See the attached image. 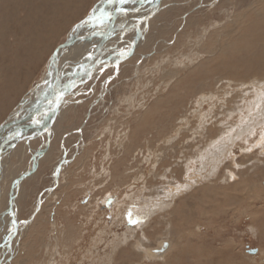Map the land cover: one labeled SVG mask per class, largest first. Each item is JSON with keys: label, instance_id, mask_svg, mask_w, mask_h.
I'll list each match as a JSON object with an SVG mask.
<instances>
[{"label": "rangeland", "instance_id": "obj_1", "mask_svg": "<svg viewBox=\"0 0 264 264\" xmlns=\"http://www.w3.org/2000/svg\"><path fill=\"white\" fill-rule=\"evenodd\" d=\"M101 2L45 0L20 53L0 39V126ZM153 9L139 36L122 18L93 60L98 38L73 40L54 121L0 136V264H264V0Z\"/></svg>", "mask_w": 264, "mask_h": 264}, {"label": "bare ground", "instance_id": "obj_2", "mask_svg": "<svg viewBox=\"0 0 264 264\" xmlns=\"http://www.w3.org/2000/svg\"><path fill=\"white\" fill-rule=\"evenodd\" d=\"M160 1L161 0H152V2H149V0H145V3H144L143 6H141L140 4L127 5L128 8L131 6L129 8V15L128 16H124V15L118 13L117 14V17H116V20H115V23L113 25V30L110 32L109 35H107L106 32L110 28L111 23H112V20L110 22H108L107 23V26L104 27V28H93L91 26V24H89L87 22L89 20H91L94 9H98V8L103 7L105 11H108V12H112L113 13L114 7L113 8H108L109 5L106 6V4H107L106 3V0H102V2L100 4L98 3L96 5V7L92 10V13L84 21H82V22L79 23V24H82L83 25V27L79 30V32L76 31V27H75L71 31L68 39L65 42L67 44L64 45L62 48H60L57 51V56L55 58L52 57V59L50 60V62L48 64V68L46 70V74L41 79V80H45L44 78H47L46 81L49 83V85L47 87H44L45 86V83H44V84L39 85L37 87V85L39 84L38 83L36 85V88L34 87L35 89H37V91L31 90V92L29 93V95H27L24 98V100L14 109L13 112H11V114H12V113L20 110L16 115H13V117L11 119H15L17 117H20L21 119L23 118V120H21V119L18 120L20 122L17 123V126H20L21 125L23 127L25 125L24 128H19L18 127V129L22 133L25 134L24 139H26V138L28 139L29 138V136L26 135V131L32 129L33 126L34 127L36 126V124H33L32 123V120H30L28 122L26 121L27 124H25L26 123L25 120H27V119H25L24 116L26 115L27 111H29L30 109H33V108L35 109V107L37 106V104L38 103L40 104V101L45 100L44 98H45V93L46 92H48L49 97L51 96L50 99H53L54 98V90H60L61 87H63V84H62L63 83V78L70 71V69H69L70 68V66H69L70 64L69 63L70 62H73L75 60L74 58H71V56H69L68 54L64 53L65 50H66L65 48H67L69 46L70 47L68 49L73 48V46L75 44H72V42H73V40L75 38H77L76 36L77 35H79V36H86L84 38L80 37V39H78V40H83V41H79V42H77V44L83 43L86 40L87 41L88 40L91 41L92 39L98 38L97 46H96L95 50L93 51V56L94 57H97V56H99L101 54V52L104 49L105 45L107 44V42L109 41V39L113 36L112 34L115 32V29L117 27V24H118V27L117 28H123V24L126 26V23H122V25H121V19L122 18H124L122 20H125V21L126 20L130 21L129 19L134 18L135 19V20H133L134 23H135L134 27H135V29L138 30L137 31V35L138 36L141 35V33H143L142 31L144 30L142 28L145 26L144 24L146 23V21H144V24H143L144 26H143V25L140 24V20L141 19H145L144 18L145 17V14L147 15L148 12H150V11L152 12L154 10L153 8H155V5L157 3H159ZM37 2H38V4H37V14H41V13L45 14L44 6H43V3L45 2V0H40V1L37 0ZM33 3L34 2H32V0H0V32H4L5 33V34H0V39H3L2 41H4V39L6 40L7 37H8L10 39L8 41L12 44V47L14 48L13 51L15 50L17 53H20V47H21V45L23 46V44L25 42V39L22 40V38H25L26 37V34H28L32 30L33 24L37 22V17H36L37 14L36 13H33V11H34L33 7L35 6V5L33 6ZM145 4H147V5H145ZM10 6H12L14 8H20V7L23 6L26 9V14H23L24 15L23 17H21L22 15H20V16L19 15L14 16V11L12 13H8L7 14V12L10 9ZM133 8L138 9V11L133 12L132 11ZM146 8H149V10H148V12H146V13L143 14L142 9L145 10ZM135 14L136 15L140 14V15L139 16H134ZM129 16H133V17L132 18H129ZM18 19L24 20L23 24ZM19 27H21V28H19ZM140 27H141V29H140ZM8 28L9 29H12L13 28L14 30L13 31L12 30H8ZM88 28H90L91 30H87ZM8 31H9V33H8ZM94 32H100L101 34L100 35H94L93 34ZM22 34H25V35H22ZM140 38H141V36H140ZM2 41H0V44L3 43ZM70 44H72V45H70ZM77 48H75V49H77ZM23 50L25 51V49H23ZM7 51L9 52V49L8 48H5L4 49V52H1V50H0V53L1 54H5ZM70 52H72V51H70ZM61 53H62V56L64 55L62 58H60ZM86 56H87V54H86ZM79 59H81V58H79ZM54 60H57L58 63L54 64L53 63ZM70 72H71V78L70 79L74 81V79L76 77L75 74L77 73V71L74 69L73 71H70ZM50 74L52 75V79L51 80L48 79V77L50 76ZM55 84H58V85L60 84L61 87L59 89H57V87H55ZM47 105H49V104L47 103ZM53 107H54V105H53ZM59 109L58 110H53V108H51L50 110H48L47 112H45L44 115L41 118H43V119L44 118H48L49 119V117H50V120L51 121H54V120H52V118L55 116V113L59 111ZM51 111L52 112L54 111V114H51L52 113ZM27 115H31V114H27ZM9 117H10V115H9ZM51 121H48V122H51ZM47 124H49V123H47ZM46 130H48V129H46ZM7 132H8V130H7ZM12 132H14V130ZM30 132H31V130H30ZM17 139L19 141L22 140V139L20 140L19 138H17ZM0 140H2V138ZM3 150L0 152V158H4L6 156L7 149H6V151H3ZM2 161H0V166L2 165ZM1 171H2V168H0V172ZM250 182L251 181H249L248 183L250 184ZM243 184H245V183H243ZM232 187H233V185H232ZM228 191H229V189H228ZM253 195H256L257 196V191L254 192ZM258 196H261L259 194V192H258ZM166 241H168V240H166Z\"/></svg>", "mask_w": 264, "mask_h": 264}, {"label": "snow or ice", "instance_id": "obj_3", "mask_svg": "<svg viewBox=\"0 0 264 264\" xmlns=\"http://www.w3.org/2000/svg\"><path fill=\"white\" fill-rule=\"evenodd\" d=\"M149 2H152V0H149ZM107 5L109 6H113L114 7V11L116 13H120L124 16H128L129 15V8L127 7V5H136V4H140L141 6L144 5L145 0H106ZM133 12L138 11V9L133 8L132 9ZM113 18V13L112 12H108L105 11L103 7L98 8V9H94L93 10V15L91 20H89L87 23L91 24V26L93 28H103L106 24V22H110ZM140 24L143 25L144 24V20L141 19L140 20ZM83 27L82 24H77L76 25V31L79 32V30ZM94 35H100V32H94ZM83 38V37H82ZM116 55L118 57L121 58H127L130 53L128 52L127 48L121 50V49H116ZM86 59L88 60H93L95 59V57L93 56V53L90 51L87 53ZM54 64L58 63L57 60L53 61ZM101 64L103 63L102 61L100 62ZM80 67H83V65H80ZM115 67L117 68V70L119 69V63H117L115 65ZM111 76L108 78V80L106 81V83H111ZM47 83V81H45ZM75 84V82H73V85ZM66 95V92L63 90H54V98L51 100H48V104L50 106L54 105L53 110H58L61 106V102L64 100ZM32 123L36 124V125H40L41 124V119L39 117V114L37 113L36 115L33 116L32 118ZM77 131H79L81 134L83 132L82 129H77ZM23 135V133L17 129L15 131V133H9V139L13 140V139H17L19 137H21ZM249 151H251V149H248ZM54 175L57 176V178H59V171H54ZM233 179H235V177H233ZM111 198H109V203H111ZM13 215H15V213H13ZM15 223L16 221H12V231H15ZM128 223L133 225V226H141V225H146L147 224V217H142V218H136L133 216L132 213L128 214Z\"/></svg>", "mask_w": 264, "mask_h": 264}, {"label": "water", "instance_id": "obj_4", "mask_svg": "<svg viewBox=\"0 0 264 264\" xmlns=\"http://www.w3.org/2000/svg\"><path fill=\"white\" fill-rule=\"evenodd\" d=\"M117 14L118 13H116L115 11H113V18H112V23H111V26H110V28L108 29V31L106 32V34L107 35H109L110 34V32L113 30V25H114V23H115V20H116V17H117ZM84 21V20H83ZM77 38H75L74 39V42L75 43H77V42H79V41H83V40H78V39H80V37H86V36H79V35H77L76 36ZM87 41V40H86ZM73 42V43H74ZM67 43H62L61 45H59L57 48H56V50L54 51V55H53V58H55L56 56H57V51L60 49V48H62L64 45H66ZM71 45V44H70ZM45 80H41V83H39L38 85H37V87L39 86V85H42V84H44L45 83V87H47L49 84H48V82L46 83L45 81H46V79L47 78H44ZM48 79L49 80H51L52 79V75L50 74V76L48 77ZM63 84V83H62ZM55 87H57V89H59L60 87H61V85L59 84H55ZM35 91H37V89H35ZM70 90H68V92H69ZM51 97V96H50ZM50 97H49V94H48V92H46L45 93V100H42V101H40V104L38 103L37 104V106L35 107V109L33 108V109H30L29 111H27V113H26V115L24 116L25 118H28L29 116H34V115H36L37 113L39 114V116L40 115H43L45 112H47L48 110H50L51 108H54L53 106H50V105H47V101L48 100H51L50 99ZM42 102H45V104H42ZM20 107V106H19ZM29 107V106H28ZM20 110H18V111H16V112H14V113H12L11 115H10V117L6 120V121H4L2 124H1V126H0V136L2 137V136H4L5 134V131L8 129V128H10V127H13V126H16V127H18L17 126V123L19 122L18 120L20 119V117H17V118H15V119H11L12 117H13V115H16L18 112H19ZM27 114H31V115H27ZM49 127H47V129H48ZM17 139H14V141H16ZM170 246V242L169 241H163V242H161V243H159L158 244V246L157 247H155V248H152V249H149V252L154 256V257H160V256H162L165 252H166V250H167V248ZM257 250V249H256ZM255 251V250H254ZM136 264H155V263H151V262H143V261H141V262H138V263H136Z\"/></svg>", "mask_w": 264, "mask_h": 264}, {"label": "crops", "instance_id": "obj_5", "mask_svg": "<svg viewBox=\"0 0 264 264\" xmlns=\"http://www.w3.org/2000/svg\"><path fill=\"white\" fill-rule=\"evenodd\" d=\"M31 120H32V118H31ZM26 123H27V122H26ZM10 133H12V131H11Z\"/></svg>", "mask_w": 264, "mask_h": 264}]
</instances>
